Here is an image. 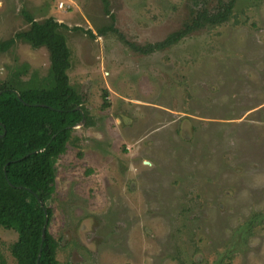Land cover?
<instances>
[{"label":"rangeland","instance_id":"rangeland-1","mask_svg":"<svg viewBox=\"0 0 264 264\" xmlns=\"http://www.w3.org/2000/svg\"><path fill=\"white\" fill-rule=\"evenodd\" d=\"M191 1L109 0L108 13L103 0H0V41L28 15L70 28V84L93 122L57 163L61 264H264V0L165 50L128 45L166 39ZM111 25L121 36L100 35ZM24 65V80L48 77V50L18 41L0 82ZM16 240L0 228L9 264Z\"/></svg>","mask_w":264,"mask_h":264},{"label":"trees","instance_id":"trees-1","mask_svg":"<svg viewBox=\"0 0 264 264\" xmlns=\"http://www.w3.org/2000/svg\"><path fill=\"white\" fill-rule=\"evenodd\" d=\"M237 1L193 0L190 18L166 39L146 46L128 45L142 54L165 50L207 27L227 24ZM103 2L107 10L109 0ZM27 17L29 28L0 41V54L22 41L33 49L46 48L51 65L43 80L37 76L24 80L28 70L24 65L12 68L0 82V228L17 233L10 247L16 264H38L39 254V264H61L57 258L60 243L50 232L57 163L72 144L75 127L83 120L87 127L93 122L82 97L70 84L71 50L65 37L70 28L55 18L39 22ZM84 32L96 37L91 30ZM108 32L120 35L114 25L101 30L100 35ZM239 234L244 235L242 230ZM0 264H9L1 249Z\"/></svg>","mask_w":264,"mask_h":264},{"label":"water","instance_id":"water-1","mask_svg":"<svg viewBox=\"0 0 264 264\" xmlns=\"http://www.w3.org/2000/svg\"><path fill=\"white\" fill-rule=\"evenodd\" d=\"M85 123V120H83L79 125H83ZM46 227H44L43 229V233H42V241H44L45 239V236H46ZM40 257H41V254H39V257H38V264H39V260H40Z\"/></svg>","mask_w":264,"mask_h":264},{"label":"built area","instance_id":"built-area-1","mask_svg":"<svg viewBox=\"0 0 264 264\" xmlns=\"http://www.w3.org/2000/svg\"><path fill=\"white\" fill-rule=\"evenodd\" d=\"M63 6H64V5H63V4H61V8H63Z\"/></svg>","mask_w":264,"mask_h":264}]
</instances>
